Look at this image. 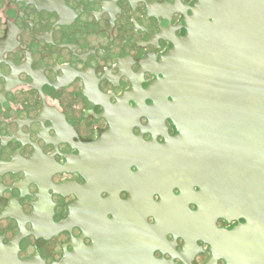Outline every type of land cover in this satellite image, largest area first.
Wrapping results in <instances>:
<instances>
[{"label":"flooded vegetation","instance_id":"af4514ba","mask_svg":"<svg viewBox=\"0 0 264 264\" xmlns=\"http://www.w3.org/2000/svg\"><path fill=\"white\" fill-rule=\"evenodd\" d=\"M125 0H0V264H43L78 125Z\"/></svg>","mask_w":264,"mask_h":264}]
</instances>
